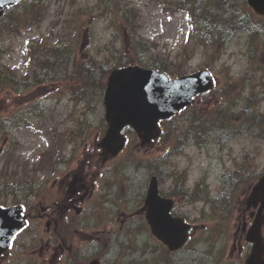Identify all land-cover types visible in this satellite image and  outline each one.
<instances>
[{"label":"rangeland","instance_id":"374dc122","mask_svg":"<svg viewBox=\"0 0 264 264\" xmlns=\"http://www.w3.org/2000/svg\"><path fill=\"white\" fill-rule=\"evenodd\" d=\"M30 1L23 0V4L28 6ZM123 2L130 5L129 7L133 9L132 14L136 17L135 37L153 49L157 56L171 59L174 68H181L191 73L202 69V66L211 59H213L211 63L216 65L214 68L216 74H219L223 62L228 63L235 72L243 67L244 58L246 59L243 50L249 37L247 29L228 30L231 32L228 45L212 46L204 40L199 41L201 37L191 36L195 21L190 18L188 9H179L177 6L165 10L162 0H122V6H124ZM75 4L79 9L75 10ZM227 5L229 4L221 3L218 13L223 15L226 10L222 12L220 10ZM89 9L98 10L99 21L95 24L96 30L90 37L88 31L82 32L79 39L81 41L77 42V52L70 59L69 70L65 69V65L64 67L63 64L61 65L66 73L57 77L46 75L42 65L44 53L49 52L48 47L54 45L59 38L70 39V36L74 35L71 28L76 26L82 14H85V21L91 23L92 14L84 11ZM34 10L39 13L30 15L27 24L24 19L12 22L14 14L19 16L23 12V5L7 9L0 17V199L4 198L2 195L11 193L5 189L7 185L15 182L21 184V187L15 190V194L19 200L32 202L29 210L34 206L33 212L40 213L43 211L42 207L50 206L52 209L54 201H57L55 208L59 209L57 211L60 218L59 226L66 230L70 229L73 234H84L80 229L89 228L80 225L78 219L82 215L78 217L76 212L67 215L62 209L66 195H59L65 194V186H61V179H67V175L77 171L80 174L85 171L84 176L89 171V179L93 171L95 173L99 171L97 175L101 182H97V189L93 194L96 198H101L102 194L109 191L110 188L106 186L108 182L117 183L119 192L127 191L128 196H136L135 190L144 184V180H147V183L152 173H155L156 168L153 169V163L157 165V161L162 162L166 172H173L172 177L162 180L164 188L171 186L175 179L178 181L189 179L190 184H194L197 180H209L211 185L205 183L203 198H209L215 192L219 193L220 189L213 187L220 185L222 172L226 169L218 157L221 146L224 145V141L221 143V140H218L223 137L222 131L215 126L209 127L204 143L198 145L199 143L192 138L191 131L185 128L188 123L186 115L180 116L179 122L175 125L166 123L167 127L173 130V135L181 134L182 145L171 146L169 138L167 142L154 141L143 145L136 134L126 130L129 142L123 153L110 160L109 158L103 160V148L100 142L105 134V86H102L100 81L98 66H94L96 75L95 78H90L91 86L87 94L80 96L76 93V87L83 79L80 65L91 64L90 60L96 56L97 63L102 62L104 66H109L107 58L115 56L110 52L101 51L100 58L103 60H98V54L90 55L91 49L96 48L97 53L102 46L104 48L111 46L124 52L132 49L134 39L130 38L129 32L116 31V26L113 24L114 19L118 23L122 20L120 9L117 14L111 10L105 17H100L102 10L100 0H78V2L38 0L34 6L28 7V12ZM239 10H241L240 5ZM233 12L234 10L228 12L226 16L232 17ZM69 33L70 36H67ZM257 35L264 45V26L257 30ZM39 41L44 44H39ZM122 42L126 45L123 46ZM213 52L217 53V56L212 57ZM111 66L113 67V64ZM106 70L108 73L109 69ZM220 99L221 95L217 92L199 98L197 108L210 111ZM36 103L41 105L31 107ZM211 114L208 113V119L216 118L217 115L210 116ZM244 128L238 129L236 133L241 136L231 142L235 153L239 155L238 160L228 165L231 169L243 168L253 184L264 173V129H261L262 135L255 136V133ZM244 152L245 156L251 155L253 159L247 161ZM164 156H167L166 160H163ZM108 163L113 169L111 173L105 174L103 165ZM252 173H256V176L251 175ZM109 176L112 179H108ZM27 179L33 183L23 184L22 181L26 182ZM87 182L91 184L88 179ZM60 188L64 191L61 192ZM115 189L116 186L113 185L111 191ZM31 191L34 193L27 197ZM247 195L248 193L238 201V208L241 207L244 214L247 208ZM7 199L11 201L13 196H7ZM141 209L142 207H139L136 210L141 213ZM191 211L196 212L195 209ZM247 219L250 220V217ZM46 220L44 217H36L34 222L31 221L33 228L46 223ZM236 221L237 219L234 218L220 221L222 234L215 237L216 233L212 232L210 239L204 240L197 246L227 245V241L240 222L238 220L236 224ZM136 225L137 222L134 221L132 226L137 231ZM38 228L43 230L42 227ZM43 231L42 233L34 231L38 247L40 243L42 244ZM107 238L114 244V254L109 259L122 264H129L141 257L140 252L143 250L141 246H144L146 238L154 243L148 233H140L136 239L128 242L131 243V254L123 258L127 249H121L116 245L118 240L123 242V238L116 234L107 235ZM14 255L15 260L11 264H28L29 257L35 258L32 254L24 257L19 249ZM184 256L186 263L192 261L190 254L185 253Z\"/></svg>","mask_w":264,"mask_h":264},{"label":"water","instance_id":"95a60500","mask_svg":"<svg viewBox=\"0 0 264 264\" xmlns=\"http://www.w3.org/2000/svg\"><path fill=\"white\" fill-rule=\"evenodd\" d=\"M17 0H0V15L4 12L5 5ZM250 5L259 13H264V0H248ZM213 86V81L207 70L183 76L170 81L167 76L154 70L143 69L139 66L114 70L108 81L105 104L106 117L109 122L108 132L102 142L107 149L117 154L125 145L126 137L122 130L126 125H131L141 136L144 142L156 138L161 130L158 125L160 119H167L182 107L193 101V96L205 92ZM157 179L149 191L151 204L160 201ZM254 204L261 201L258 216L248 233V240L254 243L252 254L247 264H262L264 262V239L261 234L264 215V176L253 190ZM168 205L150 215V222L154 228L169 222ZM21 207L9 209L0 208V253L9 245L13 234L23 226ZM177 238L178 247L187 238V229ZM186 229V230H185ZM158 230V229H156Z\"/></svg>","mask_w":264,"mask_h":264},{"label":"flooded vegetation","instance_id":"af4514ba","mask_svg":"<svg viewBox=\"0 0 264 264\" xmlns=\"http://www.w3.org/2000/svg\"><path fill=\"white\" fill-rule=\"evenodd\" d=\"M255 39L260 42L257 32L253 33ZM263 45V43H262ZM258 46V45H257ZM264 46V45H263ZM247 53L246 63L244 68L236 73V77L233 80L236 88V96L240 102H244L247 107L253 108L260 106L264 108V50L259 52ZM82 186L87 187V177L82 176ZM67 184V181H62V185ZM184 202V201H183ZM229 202V201H227ZM200 203L193 202L191 205L193 209L198 210ZM209 206V203L206 204ZM70 208V201L64 204L62 209L68 215ZM189 208V205H188ZM206 208V207H204ZM58 208H52L50 206L43 207L42 213L34 214L30 211L31 217H44L46 218V233L48 236L47 246H60L63 262L67 264H90L92 260L100 257L104 258V254L99 253L100 248H104L108 244L106 239L107 234L104 231L98 229H80L84 234L71 232L70 229H63L59 226L60 218L58 217ZM142 212H145V206H142ZM255 210L249 212L250 219L254 218ZM174 213V212H173ZM177 213V212H176ZM87 214H83V218L80 219L82 224L87 225L85 217ZM247 223V216H244V223H240L237 226V230L232 238V247L227 248L218 244L200 245L193 248L190 252L192 261L186 263L184 259V251H171L168 248H164L161 243H156L150 246V254L156 256L150 264H243V258L249 255L251 250V244L245 239V224ZM94 225V224H93ZM224 249L223 253L222 250ZM147 252V249H143ZM165 250V253H164ZM148 253V252H147ZM146 256V254L144 255ZM208 258V259H206ZM49 260H46V264Z\"/></svg>","mask_w":264,"mask_h":264},{"label":"trees","instance_id":"16d2710c","mask_svg":"<svg viewBox=\"0 0 264 264\" xmlns=\"http://www.w3.org/2000/svg\"><path fill=\"white\" fill-rule=\"evenodd\" d=\"M33 1L34 0H31L30 4L33 3ZM162 1L164 2L166 7L176 8L178 6L180 9L182 8L184 10L188 9V11L191 12V16L196 21L195 26L204 35L202 39H204L205 43L212 46H219L221 42V36L224 31V24H229L233 28L241 25V23L243 24L244 22L243 20L241 21V23H236L237 13L238 16L240 15V11L239 12L237 11V7L241 3L242 4L247 3L246 0H162ZM221 3L230 4L235 12V16L232 18H226L224 16L225 12L223 15L219 14L218 10L220 8ZM30 4L26 6L23 4L22 1L19 5H23V12H21L19 16L14 14L16 17H14V15L12 16V22L24 19V21L27 24V20L30 18V14L28 13V7L30 6ZM129 6L130 5H128L127 2H125L124 6H122L121 0H100V7L102 8V11H100V16L105 17L111 10L114 11L115 14H117L118 10L120 9L122 11L121 22L118 23L115 19L113 21V24L117 27L116 29L118 30L122 26H125L128 30H132V32L137 31L136 23H135L136 17L135 15L132 14L133 9L130 8ZM224 10H225V6L221 8L220 12ZM20 11L22 10L20 9ZM84 11L88 14H93L96 10L94 9L92 11V9H89ZM24 13L26 15L23 16ZM27 14L29 15L27 16ZM132 35L133 37L135 36L134 33H132ZM72 40L73 39L67 40L65 44L60 43L59 45L49 46L48 48H51L50 52L49 53L46 52L42 65L45 66V68L49 66V68L53 70L62 69L61 65L63 64V62L67 64L68 61L71 59L72 53L75 50L76 45ZM134 40H137V38H135ZM134 47L135 48L131 52L124 53L123 51L114 49L110 46L107 49V52H110L112 55H115L110 58L111 61L114 62V57L118 58V61L115 62V64L119 66H125L126 64L129 63H139L146 67L160 68L161 70L165 71L170 75L174 73H178L177 76L184 74V70H182L181 68H174L173 66L170 67L168 64L169 62L166 59L159 58L154 54L150 53L149 52L150 48L146 44L142 43V41L140 42L139 40H137L136 45ZM59 53H61V55H59ZM116 53L119 56H116L117 55ZM147 53L149 57H146ZM213 54H215V52H213ZM98 60H100V58H98ZM93 61L97 62V59H93ZM101 66L104 70V76H103L104 78L107 76V70H105V68L103 67L102 62H101ZM80 72H81V77L83 79H81L78 89H80V94H81L80 96H84L90 90V86H91L90 78H95L96 72L92 66H85V65L80 66ZM48 74L50 76L54 75L50 73ZM84 77H86V79H84ZM218 112H219V107L218 110H216V114H218ZM191 122H193V120H191ZM188 129L190 130V128ZM171 130L172 129L168 127V129H166L165 135L168 136L169 133H172ZM191 131L194 133H202L201 127L198 124H196ZM26 182L28 183V181Z\"/></svg>","mask_w":264,"mask_h":264}]
</instances>
